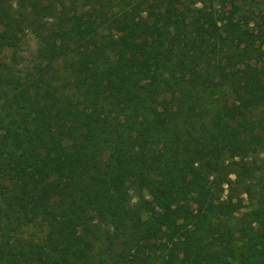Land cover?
Listing matches in <instances>:
<instances>
[{"label":"trees","instance_id":"obj_1","mask_svg":"<svg viewBox=\"0 0 264 264\" xmlns=\"http://www.w3.org/2000/svg\"><path fill=\"white\" fill-rule=\"evenodd\" d=\"M0 264H264V0H0Z\"/></svg>","mask_w":264,"mask_h":264},{"label":"rangeland","instance_id":"obj_2","mask_svg":"<svg viewBox=\"0 0 264 264\" xmlns=\"http://www.w3.org/2000/svg\"><path fill=\"white\" fill-rule=\"evenodd\" d=\"M28 45H29L30 50L32 51L33 50V41L29 40Z\"/></svg>","mask_w":264,"mask_h":264}]
</instances>
